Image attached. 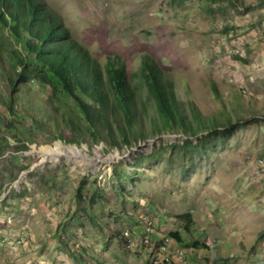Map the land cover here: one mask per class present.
Listing matches in <instances>:
<instances>
[{
	"label": "rangeland",
	"instance_id": "rangeland-1",
	"mask_svg": "<svg viewBox=\"0 0 264 264\" xmlns=\"http://www.w3.org/2000/svg\"><path fill=\"white\" fill-rule=\"evenodd\" d=\"M41 1L101 76L117 57L134 81L152 56L189 119L71 142L81 110L37 80L11 89L25 41L0 27V264H264V0ZM189 105L220 128L192 136Z\"/></svg>",
	"mask_w": 264,
	"mask_h": 264
},
{
	"label": "trees",
	"instance_id": "trees-1",
	"mask_svg": "<svg viewBox=\"0 0 264 264\" xmlns=\"http://www.w3.org/2000/svg\"><path fill=\"white\" fill-rule=\"evenodd\" d=\"M0 27H9L13 37L25 41L26 57L18 58L24 69L19 71L15 67L14 72L7 74L11 89L17 91L30 79L37 80L42 86H50L51 96L69 97L75 109L81 110V114L73 110L76 119L73 116L64 119L72 134L69 141H79L84 130L98 140L103 137L104 128L107 129L105 136L112 143L118 139L137 140L142 118L150 121L153 110L154 122L158 118L164 130L187 127L189 117L185 104L176 98L171 80L152 56H142L134 81L117 57L106 63L101 76L95 60L69 37L58 17L41 0H0ZM0 69L6 73L1 54ZM138 85L146 87L147 101L140 98ZM7 101L15 114L13 96ZM189 107L196 127L192 136H198L201 130L220 128L216 119L202 116L194 106ZM81 189L82 186L78 191ZM182 216L189 219L186 223L189 229L191 215ZM169 237L179 243L183 241L178 231L170 232ZM193 245L199 247L200 242L195 241Z\"/></svg>",
	"mask_w": 264,
	"mask_h": 264
},
{
	"label": "built area",
	"instance_id": "built-area-1",
	"mask_svg": "<svg viewBox=\"0 0 264 264\" xmlns=\"http://www.w3.org/2000/svg\"><path fill=\"white\" fill-rule=\"evenodd\" d=\"M169 244H171V243L169 242ZM170 254H175V252L170 249ZM176 257L178 258V264H184L183 256H176Z\"/></svg>",
	"mask_w": 264,
	"mask_h": 264
},
{
	"label": "bare ground",
	"instance_id": "bare-ground-1",
	"mask_svg": "<svg viewBox=\"0 0 264 264\" xmlns=\"http://www.w3.org/2000/svg\"><path fill=\"white\" fill-rule=\"evenodd\" d=\"M53 155H54L53 151H49V152H47V153L44 154V157L51 158ZM156 264H165V263H160V262L157 261ZM184 264H186V263H184Z\"/></svg>",
	"mask_w": 264,
	"mask_h": 264
}]
</instances>
